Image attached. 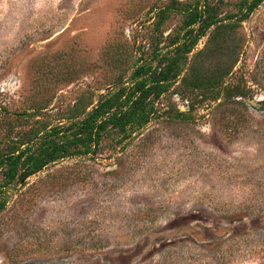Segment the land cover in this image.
Returning <instances> with one entry per match:
<instances>
[{"label": "rangeland", "instance_id": "374dc122", "mask_svg": "<svg viewBox=\"0 0 264 264\" xmlns=\"http://www.w3.org/2000/svg\"><path fill=\"white\" fill-rule=\"evenodd\" d=\"M195 1L0 0V146L9 130L65 123L142 63L157 65L181 5ZM210 1L235 13L244 0ZM240 33L229 81L242 77L249 95L233 119L220 102L193 110L173 88L117 153L67 159L12 186L0 264H264V3ZM170 107L191 118L170 119Z\"/></svg>", "mask_w": 264, "mask_h": 264}, {"label": "trees", "instance_id": "16d2710c", "mask_svg": "<svg viewBox=\"0 0 264 264\" xmlns=\"http://www.w3.org/2000/svg\"><path fill=\"white\" fill-rule=\"evenodd\" d=\"M263 3L244 0L235 13H222L220 3L210 0L182 4L178 33L170 38L165 52L157 48L153 53L157 65L142 63L130 84L102 95L95 106L76 105L65 123L50 126L37 120L22 132L9 130L4 146H0V212L8 204L7 192L12 186L25 183L51 165L72 158L96 160L123 149L159 117L161 100L173 88L174 94L191 101L193 110L220 102L218 107H224L233 119L231 107L245 106L249 95L242 77L229 81L236 74L241 48L233 41L241 39V23ZM170 13L163 10L159 16L165 20ZM205 38V47L191 59ZM174 108L163 113L172 120L191 118V113Z\"/></svg>", "mask_w": 264, "mask_h": 264}, {"label": "flooded vegetation", "instance_id": "af4514ba", "mask_svg": "<svg viewBox=\"0 0 264 264\" xmlns=\"http://www.w3.org/2000/svg\"><path fill=\"white\" fill-rule=\"evenodd\" d=\"M261 105H264V100L260 102Z\"/></svg>", "mask_w": 264, "mask_h": 264}]
</instances>
